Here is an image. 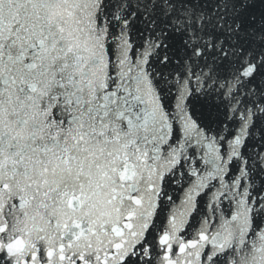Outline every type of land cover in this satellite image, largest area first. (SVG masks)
Returning <instances> with one entry per match:
<instances>
[{
	"label": "snow or ice",
	"instance_id": "snow-or-ice-1",
	"mask_svg": "<svg viewBox=\"0 0 264 264\" xmlns=\"http://www.w3.org/2000/svg\"><path fill=\"white\" fill-rule=\"evenodd\" d=\"M0 264H264V0H0Z\"/></svg>",
	"mask_w": 264,
	"mask_h": 264
}]
</instances>
